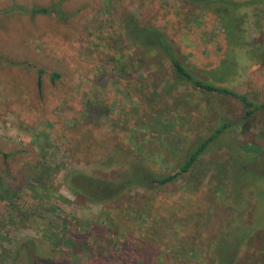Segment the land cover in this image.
I'll return each instance as SVG.
<instances>
[{"label":"rangeland","instance_id":"obj_1","mask_svg":"<svg viewBox=\"0 0 264 264\" xmlns=\"http://www.w3.org/2000/svg\"><path fill=\"white\" fill-rule=\"evenodd\" d=\"M14 1L61 0H0V11ZM63 8L74 14L65 24L0 14V264H31L29 250L81 264H227L211 246L239 224L255 229L235 264H264V110L244 121L237 99L179 85L171 62L121 26L132 14L158 27L197 78L262 104L264 21L255 6L235 45L213 13L185 0H65ZM225 122L234 126L165 186L94 202L69 183L73 172L123 180L139 160L150 175H171ZM70 234L84 248L73 250Z\"/></svg>","mask_w":264,"mask_h":264},{"label":"trees","instance_id":"obj_2","mask_svg":"<svg viewBox=\"0 0 264 264\" xmlns=\"http://www.w3.org/2000/svg\"><path fill=\"white\" fill-rule=\"evenodd\" d=\"M64 2L65 0H61L58 3L46 7L37 5L26 6L18 4L14 1L12 6L0 11V14L7 16L21 14L28 15L32 18L37 16H47L53 17L59 20L60 23L65 24L72 16H74V14L64 10ZM185 2L200 8L201 10L213 13V15L219 19L228 41L234 45L235 43L237 44V35L242 34L244 31L243 25L245 20L248 19V14L246 12L248 8L255 6L257 22L260 23V21H264V0H185ZM259 6L261 7L258 8ZM121 26L127 37L134 44H136V46H140L147 51L158 50V52L171 62L176 73L177 83L179 85H189L204 93L221 94L237 99L240 103H242L245 109L243 117L244 121L247 120L251 122V119L257 111L264 110V103L257 104L249 100L245 95L234 92V90L226 87L215 86L197 78V76L188 70L182 61L177 57L173 46L168 42L164 32H162V30L158 27L154 25H140L138 20L132 14H127L122 18ZM259 29L261 33H264V24L260 26ZM235 37L236 41L234 43ZM220 71L223 73L221 69ZM54 77L58 78L59 75L56 74ZM233 126L234 122H225L223 123L222 131H218L208 139L201 140L195 149L189 154L186 161L171 175H150L148 174L149 171L145 163L139 160L135 164L132 163L130 171L127 172L123 180L104 181L97 177L87 176L82 173L74 174L73 172L70 174V178H68L69 183L74 191L85 195L94 202H106L118 197L124 193L125 190L132 187L144 188L148 187L149 184L156 187L165 186L189 173L200 157L212 149V145L218 137L217 134L220 132L224 133L227 129H230ZM44 176V172H41V175L38 177L39 181ZM0 199L2 198L0 197ZM254 229H252L251 224H239L238 226H234L232 228L233 232L231 233L222 229V233H219L217 240L213 242L211 246V253H213L214 249H219L220 256L225 255L231 257L227 264H235L242 242L249 238L251 233L254 232ZM224 234H227V236L223 237ZM67 240L70 247L77 251L87 244L85 239L76 240L73 234H70ZM231 248H234V250L232 251ZM29 252H31L29 255L31 264H81L80 260L75 259L73 261L64 256H62L61 259L51 256L39 257L36 256V252H34V250H29Z\"/></svg>","mask_w":264,"mask_h":264}]
</instances>
